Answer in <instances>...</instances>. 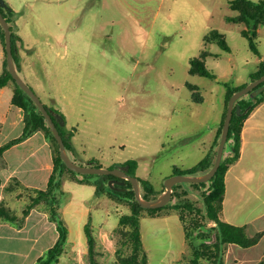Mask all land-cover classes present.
<instances>
[{
	"label": "rangeland",
	"instance_id": "1",
	"mask_svg": "<svg viewBox=\"0 0 264 264\" xmlns=\"http://www.w3.org/2000/svg\"><path fill=\"white\" fill-rule=\"evenodd\" d=\"M231 1L12 0L21 11L15 17L9 15L11 24L19 32V18L21 36L29 47L28 67L22 70L19 64V73L46 104H51L50 92H59L58 105L65 108L69 126L83 114L94 143L111 146L114 164L137 158L138 174L150 180L157 190L151 198H156L166 189V178L176 174L175 167L188 169L207 155L225 110L227 84L238 87L251 83V74L264 59V24L258 28L259 55L242 33L247 25L229 20L237 14ZM214 29L225 34L231 51L215 41H205V35ZM17 43L23 45L21 40ZM204 50L210 53L206 64L216 78L190 72L192 58ZM66 68L79 73L68 74L69 99L56 91L54 80L60 72L67 74ZM188 83L199 86L203 101L195 99ZM231 154L227 142L225 155ZM109 162L98 164L107 167ZM237 162L227 173L224 212L225 219L235 216L231 219L235 224L264 210V135L254 140L242 162ZM237 170L246 176V185L239 182ZM141 189L145 193L142 183ZM191 190L200 193L195 187ZM73 191L80 198L89 196L78 188ZM195 193L189 197L201 206ZM6 200L22 215L24 203L14 193H8ZM89 203L96 258L100 264H112L121 247L119 220L122 214L131 213V203L108 193L96 195ZM77 226L75 223L71 242L68 240L56 264H90L86 231ZM141 231L149 264H190L192 247L179 209L143 210ZM29 248L25 246L23 251L29 254ZM129 250L124 247L126 253ZM30 254V259L24 254L7 257L12 264L21 260V264H32L36 250ZM236 255L232 250L230 259L237 262ZM7 257L0 256L1 262Z\"/></svg>",
	"mask_w": 264,
	"mask_h": 264
},
{
	"label": "trees",
	"instance_id": "2",
	"mask_svg": "<svg viewBox=\"0 0 264 264\" xmlns=\"http://www.w3.org/2000/svg\"><path fill=\"white\" fill-rule=\"evenodd\" d=\"M231 8L237 12L235 16L229 20L236 23H245L247 28L242 30V33L248 38L252 51L261 55L258 47V28L264 24V0L255 2L253 0H232ZM0 11L7 17L8 21H13L11 17L17 16L20 12L12 7L0 5ZM13 53L17 69H19L20 52L18 40L22 37L17 33L15 25L11 24ZM0 39L4 45V52L6 54L4 61V71L0 75V88L13 82L15 90L12 98L13 104L21 107L25 112V126L23 133L4 145L0 146V155L3 152L18 142H21L31 136L38 130L45 132L47 138L51 141L54 149V170L50 175L47 188H37L26 185L18 177H12L5 185L4 190L8 193H14L16 198L24 203L22 215L14 211L7 205L6 198L0 202V218L6 221L14 222L17 225H23L26 216L34 207L44 205V209L48 212L50 220L57 224L59 236L53 246H51L43 255H41L36 264H56L60 260V256L65 252L66 245L69 240V227L65 219L62 217V208L69 196V193L63 188L64 173L69 171L75 175H82L80 180L95 179L96 195L100 196L108 193L112 197H119L127 199L131 203V213L122 214L119 220V227L117 229L119 235V242L121 247L117 250L116 260L112 264H149V255L144 248L143 236L141 231V218L143 210L156 212L168 206H174L179 209V217L182 221L185 237L192 247V258L190 264H225L226 246L230 243H236L242 247H250L257 244L263 232L250 236L246 231L245 225H238L226 221L223 218L224 202L227 191L226 174L230 166L236 163L241 156L242 146V131L246 119L249 117L253 109L264 100V90L256 93L257 87L251 90L248 94L240 97L236 106L241 107L240 113L236 108L231 121L228 143L231 146V155H225L220 168L217 173L206 182H184L178 183L174 186V191L171 200L160 208H145L136 198L133 184L130 180L116 176L114 174H86L76 172L70 169L61 157L60 145L44 116L41 109L31 96L22 89L14 79L13 75L8 69L6 39L5 31L0 24ZM205 41L217 42L224 50L231 51V47L226 39V36L221 31L214 29L205 35ZM210 55L207 50H204L199 56L192 58L190 72L192 74H200L211 78H216L206 64V58ZM264 75V59L261 60L258 68L251 74L252 81ZM249 84V83H247ZM233 87L227 84V94L225 110L222 115L220 127L218 129L216 140L213 148L207 155L195 166L188 169L174 168V173L179 174H197L208 171L212 168L217 155V148L219 146L225 117L227 115L228 103L230 97L237 90L245 87ZM264 82L261 85H263ZM188 87L194 91V96L197 101H203L204 97L200 94L198 85L188 83ZM46 107L53 111V118L57 123L60 132L64 136V140L68 151H72L74 131L67 129L62 120L65 121V115L61 110L46 104ZM62 116V119H60ZM69 133V135H68ZM90 164H98L95 159L89 162ZM122 167L131 175L138 176L145 188L144 197L148 199L157 194V190L150 183L149 179L142 178L138 175L137 170L139 161L137 158H131L120 165H111L110 168ZM110 184L108 187L107 184ZM195 187L200 190V193H195L191 190ZM190 193H195L201 206H198L196 201L189 197ZM159 194V192H158ZM7 197V196H6ZM172 200H175L172 201ZM174 202V203H173ZM86 235L89 244L90 264H100L96 258L95 237L91 227L90 221L85 226ZM214 238L212 239V235ZM196 241H200L196 244ZM130 249L127 253L124 247ZM264 264V258L258 263Z\"/></svg>",
	"mask_w": 264,
	"mask_h": 264
},
{
	"label": "crops",
	"instance_id": "3",
	"mask_svg": "<svg viewBox=\"0 0 264 264\" xmlns=\"http://www.w3.org/2000/svg\"><path fill=\"white\" fill-rule=\"evenodd\" d=\"M16 11H21L15 6L12 0H7ZM19 32L21 36V29L19 18L17 19ZM22 37V36H21ZM23 45L19 46L20 52V69L24 70L28 67V50L29 47L25 45L22 37ZM77 55L79 54L78 51ZM5 52L4 45L0 39V75L4 71ZM67 74L54 76L56 91H60L64 99H69V73L79 74L78 71H73L66 68ZM19 72L21 70H18ZM14 86L12 83L0 88V146L9 142L10 140L19 137L25 126V112L24 110L13 104L12 98L14 94ZM57 94L50 92L51 106L62 111L65 115V125L67 129L74 131L73 136V150L69 152L70 156L80 164H90V161L98 160L100 163L107 160L109 166L116 163L112 158L110 148L107 144L94 143L95 137L89 134L86 130L87 126L84 124L85 117L83 114L77 120V123L69 126L66 123V110L59 107ZM49 105V104H48ZM222 120V119H221ZM84 121V122H83ZM82 122V124H81ZM221 123V122H220ZM264 135V100L257 105L249 117L246 119L242 131V146L241 156L237 162L239 164L244 158L247 148L253 144L254 140L259 139ZM214 145V143H213ZM213 145L210 148H213ZM127 161V160H126ZM125 162V161H124ZM113 163V164H112ZM140 166V164H139ZM139 169V167H138ZM54 170V149L51 141L47 138L42 130H38L25 140L13 144L7 148L2 155H0V201L6 198L7 193L4 190L5 185L12 177H18L23 183L31 187L47 188L50 175ZM237 178L241 181L242 186L246 185V176L241 174L239 170ZM138 173V170H137ZM228 173V172H227ZM139 175V174H138ZM83 176L75 175L70 172H65L63 176V188L69 193V196L62 208V217L69 227V242L73 231L74 224L77 223L78 229H85L89 217H93V208L90 206V199L96 197V183L95 179L80 180ZM142 177V176H140ZM227 182V174H226ZM74 188L89 192L88 198H80L75 195ZM227 202V201H226ZM226 204L224 202V212ZM235 216L229 215L226 221L231 222ZM232 223V222H231ZM235 224V223H234ZM238 225H245L246 231L250 236L255 233L264 231V210L257 212L251 219L243 222H238ZM48 230V231H47ZM47 238L44 240V238ZM59 236L57 224L50 220L48 212L40 207H34L26 216L24 224L17 225L14 222L6 221L0 218V256L5 258L21 257L26 255L31 258L30 252L36 250L34 258L31 260L32 264H36L38 258L43 255L51 246L55 244ZM40 245V247H38ZM264 235L260 241L250 247H242L236 243L228 244V252L225 258V264H258L264 258ZM28 246L29 254L23 251V247ZM83 248L86 246L82 245ZM263 246L260 250L259 247ZM38 248V249H37ZM237 251V262L235 259H230V252ZM247 250V251H245ZM22 261V260H21ZM18 262L21 264L22 262ZM245 262V263H243ZM9 260H4L0 264H12Z\"/></svg>",
	"mask_w": 264,
	"mask_h": 264
},
{
	"label": "water",
	"instance_id": "4",
	"mask_svg": "<svg viewBox=\"0 0 264 264\" xmlns=\"http://www.w3.org/2000/svg\"><path fill=\"white\" fill-rule=\"evenodd\" d=\"M2 6L7 7L8 4L5 0H0ZM0 24L2 25L4 31H5V39H6V52H7V63H8V69L13 75L14 79L16 80L17 84L24 89L31 98L36 102L38 107L43 112L44 116L46 117V120L48 121L59 145H60V153L62 159L65 161L67 166L80 173H86V174H114L116 176L128 179L132 182L136 198L139 201V203L145 207V208H160L165 206L172 198L174 186L178 183H184V182H206L209 181L218 171L220 168L224 154H225V148L229 137V131L231 126V121L233 118V114L235 111V108L238 113L241 111V107L239 105L236 106L237 100L248 94L251 90L257 87L256 93H260L264 90V84L260 86L264 82V75L261 77L253 80L251 83L247 84L245 87L237 90L232 94L230 97L229 103H228V110L227 115L225 117L221 140L217 149V155L215 158V162L208 171L202 172L200 174H173L166 178L165 180V186L166 189L156 198L154 199H148L144 197V194L141 189V181L138 176L131 175L128 173L125 169L122 167H104L99 166L95 164H80L76 162L69 154V151L67 149L64 136L60 132L56 121L53 118V111L48 109L45 105V103L42 101L40 96L35 92V90L25 81V79L21 76L19 73L14 53H13V43H12V30H11V24L8 21L7 17L0 11ZM60 119H62V116H60ZM62 123H65V121L62 120ZM69 135V133H68Z\"/></svg>",
	"mask_w": 264,
	"mask_h": 264
}]
</instances>
